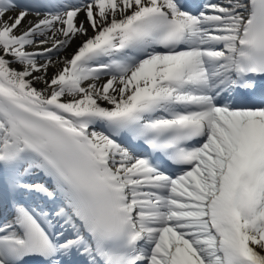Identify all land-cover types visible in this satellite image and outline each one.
Instances as JSON below:
<instances>
[{"label":"snow or ice","instance_id":"1","mask_svg":"<svg viewBox=\"0 0 264 264\" xmlns=\"http://www.w3.org/2000/svg\"><path fill=\"white\" fill-rule=\"evenodd\" d=\"M0 264H264V0H0Z\"/></svg>","mask_w":264,"mask_h":264},{"label":"bare ground","instance_id":"2","mask_svg":"<svg viewBox=\"0 0 264 264\" xmlns=\"http://www.w3.org/2000/svg\"><path fill=\"white\" fill-rule=\"evenodd\" d=\"M82 18V17H81ZM30 19H31V17H30ZM69 52H71V49H69ZM38 87H39V85H38Z\"/></svg>","mask_w":264,"mask_h":264}]
</instances>
